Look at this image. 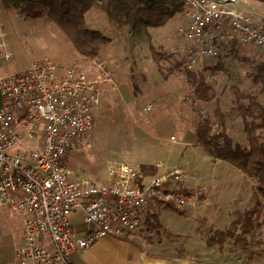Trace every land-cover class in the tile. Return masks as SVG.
Instances as JSON below:
<instances>
[{
  "label": "rangeland",
  "instance_id": "374dc122",
  "mask_svg": "<svg viewBox=\"0 0 264 264\" xmlns=\"http://www.w3.org/2000/svg\"><path fill=\"white\" fill-rule=\"evenodd\" d=\"M264 12V0H256ZM237 8L252 13L264 29L250 0H239ZM251 10H250V9ZM186 9L162 27L136 33L124 24L110 22L105 4L87 11L89 28L108 40L100 57L116 70V92H106L96 116L90 148L69 153L66 163L77 175L108 180L112 162L136 167L163 163L167 167H191L211 186L209 203L180 215L162 204L155 205L162 226L135 230L115 237L129 243L137 264H264V198L242 170L211 156L197 142L195 128L208 117L215 129L226 131L234 141L246 142L243 120L234 110L240 93H256L264 102L262 84L254 82L264 52L224 46L221 57L202 60L198 71H190L181 52L172 49L185 43L189 24ZM264 19V17H263ZM0 24L11 58L0 63V75L23 70L49 58L60 68L85 67L93 73L96 58L81 55L62 30L47 16L26 17L9 11L0 0ZM256 60V61H255ZM258 63V64H256ZM212 73L208 81L203 70ZM204 82L211 99H196L194 86ZM193 92L192 101L182 97ZM153 103L151 110H145ZM77 168V169H76ZM74 226L83 212L73 211ZM113 237V236H112ZM23 240V219L10 205L0 209V264H19L15 248Z\"/></svg>",
  "mask_w": 264,
  "mask_h": 264
},
{
  "label": "built area",
  "instance_id": "2783aa9c",
  "mask_svg": "<svg viewBox=\"0 0 264 264\" xmlns=\"http://www.w3.org/2000/svg\"><path fill=\"white\" fill-rule=\"evenodd\" d=\"M175 1L185 6L189 24L180 29L185 43L172 50L182 53L190 71L233 42L264 52V29L252 13L237 8L239 0ZM2 27L0 63L11 58ZM94 61L92 74L43 58L0 75V209L10 205L22 215L24 243L15 248L19 264H74V251L143 229L155 205L186 211L211 199V186L191 167L158 163L155 173L141 176L139 167L118 161L109 164L108 180L96 181L67 165L69 153L91 147L103 96L118 90L115 68L100 56ZM204 72L209 81L212 73ZM193 97L190 91L182 98ZM152 108L153 103L145 106ZM76 210L83 212L84 236L69 217Z\"/></svg>",
  "mask_w": 264,
  "mask_h": 264
},
{
  "label": "trees",
  "instance_id": "16d2710c",
  "mask_svg": "<svg viewBox=\"0 0 264 264\" xmlns=\"http://www.w3.org/2000/svg\"><path fill=\"white\" fill-rule=\"evenodd\" d=\"M96 2L97 0H3L4 6L13 13L33 18L47 16L81 55L91 59L100 55L103 44L108 40L101 31L89 28L86 23L85 15ZM103 4L111 23L119 27L126 24L136 33H146L152 27H162L184 9V5L175 0H103ZM257 70L254 82L262 84L264 89V64L258 65ZM194 94L198 100L211 99L209 86L204 82L197 81ZM234 112L243 120L247 139L245 143L234 141L226 131L217 133L213 121L208 117L203 118L195 128L197 142L214 158L226 160L242 170L257 184L264 198V102L256 93H240ZM156 171L154 164H143L139 168L141 176ZM163 206L176 210L180 215H190L185 210L167 204ZM161 226L157 213L145 218V227L148 229H159Z\"/></svg>",
  "mask_w": 264,
  "mask_h": 264
},
{
  "label": "crops",
  "instance_id": "0c3cea01",
  "mask_svg": "<svg viewBox=\"0 0 264 264\" xmlns=\"http://www.w3.org/2000/svg\"><path fill=\"white\" fill-rule=\"evenodd\" d=\"M98 1L99 0H97V2ZM250 6L253 7L252 10L260 12L259 18L262 17L261 21L264 22V19H263L264 12H261L262 9L258 5L257 1L250 0ZM176 15L174 17H176ZM234 44L235 43H232L230 44V46ZM253 47L255 48V46ZM253 47L249 45H244V44H236L231 49L233 50L235 48L234 51H236V48H238L240 52V51H248L249 49H252ZM202 64H201V67H202ZM203 70L206 71L204 68ZM110 92H116V91H110ZM75 228H76L78 235L84 236L86 234V230L82 223L76 224ZM23 243H24V236H23L22 242L18 245H21ZM71 260L74 262V264H137L135 255L129 249V243L125 241L124 239L115 238L114 236L104 237L100 239L99 241L95 242L88 249H79V250L74 251L71 254Z\"/></svg>",
  "mask_w": 264,
  "mask_h": 264
}]
</instances>
